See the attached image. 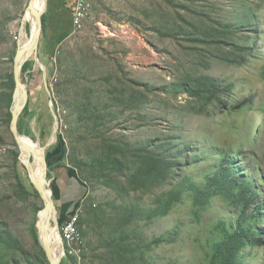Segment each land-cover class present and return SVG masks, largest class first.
Wrapping results in <instances>:
<instances>
[{"label":"rangeland","instance_id":"374dc122","mask_svg":"<svg viewBox=\"0 0 264 264\" xmlns=\"http://www.w3.org/2000/svg\"><path fill=\"white\" fill-rule=\"evenodd\" d=\"M89 1L83 29L46 60L47 80L33 56L22 72L35 118L26 119L22 138L44 148L58 109L63 142L54 147L66 150V165L85 185L81 217L88 259L73 261L209 264L215 242L223 231L235 230L242 210L248 219L261 207V225H245L257 243L246 246L239 261L264 264V0ZM30 2L0 0V264L42 261L33 228L44 203L22 164L9 119L23 30L27 55L35 50L32 13L25 22ZM186 85L202 91L199 101ZM221 91L225 99L215 104ZM116 145L128 146L114 155ZM161 146L178 152L181 163L151 192L135 191L126 178L119 188L100 182L96 164ZM227 159L230 173L256 189L255 203L236 208L206 195L209 178L228 166ZM234 195L238 200L240 189Z\"/></svg>","mask_w":264,"mask_h":264},{"label":"trees","instance_id":"16d2710c","mask_svg":"<svg viewBox=\"0 0 264 264\" xmlns=\"http://www.w3.org/2000/svg\"><path fill=\"white\" fill-rule=\"evenodd\" d=\"M197 35L201 36L199 33ZM29 66H30L29 63L25 64L23 73H25L30 68ZM12 78L14 79V74H12ZM194 87H190V85H186L185 91L188 92L189 96H191L194 99V101H199V99H201L202 96V91ZM224 99L225 96L221 91V101L220 98H216L215 104L222 103ZM30 104L31 102L30 100H28L27 106L24 109L23 114L19 121V132L21 134L23 132V126L26 119L32 120L33 117V113L30 109L31 108ZM9 119L12 120L11 111L9 112ZM61 142H63V138L62 136L59 135L58 143L60 144ZM35 143L39 147V142H35ZM127 146L128 145H116L112 153L114 155L120 154L121 152L120 149L122 147H127ZM63 153H66V150H64ZM28 156L29 155L25 153L23 158L25 159L26 157L28 159ZM180 158L181 157L178 154V152L176 154H173V152H171V148H168L166 146H161L154 150L133 149L130 152V154L126 156L125 161L116 158L108 164L104 163L103 166L99 164L97 167L96 164V169L99 171L100 182L106 186H113L115 188H119V186L122 185V182L120 181L121 178H126L129 184L134 186L132 188L135 191H139L142 188L147 189V187H150V189L147 190V192H151V189L155 187L157 183L162 185L166 181V179H168L170 176L175 174L178 168V164L181 163ZM226 162L228 166L221 169L220 172H216L214 177L209 178L208 180L209 182L206 185V189H205L206 195L220 196L225 202L231 204L232 207H236V208L239 207L238 203H241V205L243 206H249L252 203H255V200L258 197L256 189L252 188L251 186H248L245 180L244 181L239 180L234 176V174H231L230 162L228 159L226 160ZM70 170L77 175L75 170L73 169ZM126 173H128V175L125 176ZM143 182L145 183V185H143ZM20 185L23 189L25 188L24 186H22V184ZM237 189H240V196L238 200H235L234 191H236ZM53 191H54V199H56L55 189H53ZM196 191H198L197 195L199 196L200 191H202L201 187L196 188ZM172 192L173 194H175V190ZM176 199L177 200L180 199V196L177 197ZM172 205H174V203H170L169 207L168 206L166 207L167 209L166 211H169ZM255 212L256 215H252L247 219L245 218V214L247 213V210L246 209H244V211L242 210L243 216L241 214L238 225L235 228V230L233 231L228 229L223 231L222 239L215 242L214 244L213 253L211 254L209 264H241L239 261V256L241 252L246 248V246L255 245L257 243L256 238H254L252 234V230L250 229V233H249V229H246L245 227V225L252 220L258 223L260 222L261 225L262 223L261 207L255 210ZM63 224H64L63 219H60V227ZM83 224H85V221L81 217L79 222L81 232L83 231L82 230ZM35 228L36 227L34 226L33 236L35 239V244H37V246L41 251L40 254L42 258V261L39 264H50L46 256V253L43 247L41 246L40 241L37 239ZM84 234L85 233L83 231L82 232L83 237ZM52 238H53V234L51 239H49L50 246L53 248ZM85 255L86 254L83 255L84 260L88 259L87 255L86 256ZM73 259L75 258L66 257L62 260L61 264H77L75 260L73 261ZM32 264H36V263H32Z\"/></svg>","mask_w":264,"mask_h":264},{"label":"crops","instance_id":"0c3cea01","mask_svg":"<svg viewBox=\"0 0 264 264\" xmlns=\"http://www.w3.org/2000/svg\"><path fill=\"white\" fill-rule=\"evenodd\" d=\"M75 2L76 0H42L41 2L40 13L43 14V30L39 43V56L40 60L42 59L44 61L42 64L45 68L48 66L46 60H51L60 46L75 32L73 24V8ZM39 110L40 115L43 116L41 108ZM53 115L56 122L54 111ZM37 119L39 120L38 117ZM56 143L58 144V139L56 141L55 139L53 140L52 131L48 143L44 145V148H47L46 159L49 174L53 180L52 188L55 189V201L59 216L60 219H63V223H65L68 216L84 199L86 193L84 194L83 191L85 187L84 183L70 170L71 168L68 164L66 165L63 150L54 147ZM40 147V149L43 148L42 146Z\"/></svg>","mask_w":264,"mask_h":264},{"label":"water","instance_id":"95a60500","mask_svg":"<svg viewBox=\"0 0 264 264\" xmlns=\"http://www.w3.org/2000/svg\"><path fill=\"white\" fill-rule=\"evenodd\" d=\"M33 1L34 0H31L30 2V5H29L30 8L33 7ZM33 16L35 17L36 23H37V31L33 38V43H34L33 47H35V50L31 54L25 55V57L22 58L21 60L22 54H21V50L18 47V50L14 57L13 74H14V80H15V85H16V91H15L14 98H13L14 106L11 109L12 121H11L10 130L19 148L25 147L29 150L28 160L25 162H22V164L24 165V168L28 172L30 182L32 183V185L34 186L35 190L38 192V194L40 195L44 203V209L39 213L38 222L36 225L37 230L39 232V241L46 253L49 263L50 264H61L63 256L62 258L60 257V261H57L54 256V251L52 247L50 246V242H49V233H50V229L52 228V225L57 229L59 233L60 243H61V236H60V216H59V212L57 210V207L54 201V191L51 189L50 182L48 181V175L50 172H49L48 162H47L46 155H45L47 148H42L41 149L42 152H38L34 150L21 139L23 135H21L19 132V121H20V118H21V115L24 109L27 106L28 100H29V93L26 89V86L22 83V72H23L24 65L31 60L32 56L36 58L35 60H37V63L39 64L38 66L43 71L44 80L45 81L47 80V75L45 74L46 72L45 67L42 64V62H40L39 54H37V51L39 49L41 35H42V30H43V18H42L43 14H40L33 10ZM22 91H23V100L19 104L18 103V98H19L18 93H22ZM53 129H54L53 130V140L55 139L56 141L58 130H59L58 120H56V124L54 125ZM32 160L33 162L34 161L39 162L43 168V170L41 171L42 174L40 175V178L38 180L34 179L33 174L30 173ZM49 190L52 191L51 197L49 196V193H48ZM42 212L44 213L43 215L46 216V219L44 220H42V216H41ZM41 234L44 237L42 242L40 240Z\"/></svg>","mask_w":264,"mask_h":264},{"label":"built area","instance_id":"2783aa9c","mask_svg":"<svg viewBox=\"0 0 264 264\" xmlns=\"http://www.w3.org/2000/svg\"><path fill=\"white\" fill-rule=\"evenodd\" d=\"M90 7L89 0H76L73 8V24L75 32H79L83 29L90 12ZM58 118L59 116L57 115V119ZM83 202L84 200L76 206L75 210L69 215V219L60 227V251L64 257L81 259V257L87 253L88 249L86 248L85 240L79 226L83 211Z\"/></svg>","mask_w":264,"mask_h":264},{"label":"bare ground","instance_id":"6f19581e","mask_svg":"<svg viewBox=\"0 0 264 264\" xmlns=\"http://www.w3.org/2000/svg\"><path fill=\"white\" fill-rule=\"evenodd\" d=\"M41 2L42 0H34L33 1V7L27 10L26 13V17H25V22L27 23L29 21V18L31 17V15L33 14V10L40 13L41 11ZM33 9V10H31ZM32 13V14H31ZM41 14V13H40ZM36 29H37V23L35 21L34 23V27H32V36L34 37L36 34ZM29 38H28V34L25 30H23V33L21 35V38L19 40V46H20V50H21V60L22 58L25 57V55H27V51L29 48ZM19 94V98H18V103L20 104L22 102V93H18ZM26 144H28V146H30L31 148H33L34 150L40 152L39 147L36 145V143L33 140L30 139H26V138H21ZM27 150V148L22 147L21 151H22V162L27 161L28 159L25 157V159L23 158L25 155V151ZM39 162L32 160V164H31V171L30 173L33 174L34 179L38 180L40 178V173L38 172V167H39ZM49 196H52V191L49 190L48 191ZM53 251H54V256L56 258L57 261H60V256L62 258V253L60 251V237H59V233L57 231V229L54 227V233H53Z\"/></svg>","mask_w":264,"mask_h":264},{"label":"clouds","instance_id":"9594fccd","mask_svg":"<svg viewBox=\"0 0 264 264\" xmlns=\"http://www.w3.org/2000/svg\"><path fill=\"white\" fill-rule=\"evenodd\" d=\"M53 111H54V114H55V117H56V120H57V111H56V109H53ZM59 135H61V133H60ZM59 135H57V139H58V136H59ZM61 136H62V135H61ZM49 175H50V174H49ZM50 180H51V183H50V186H51L52 183H53V180H52V179H50ZM51 188H52V186H51ZM54 200H55V199H54ZM83 200H84V199H83ZM83 200H82V201H83ZM79 204H80V203H79ZM62 256H63V255H62ZM64 258H66V257L63 256V259H64ZM63 259H62V260H63Z\"/></svg>","mask_w":264,"mask_h":264}]
</instances>
